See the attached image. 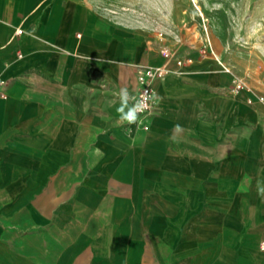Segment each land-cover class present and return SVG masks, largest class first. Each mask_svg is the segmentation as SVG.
<instances>
[{
  "label": "crops",
  "instance_id": "1",
  "mask_svg": "<svg viewBox=\"0 0 264 264\" xmlns=\"http://www.w3.org/2000/svg\"><path fill=\"white\" fill-rule=\"evenodd\" d=\"M164 48L83 0H0V264H264V88ZM157 67L154 113L119 123Z\"/></svg>",
  "mask_w": 264,
  "mask_h": 264
},
{
  "label": "rangeland",
  "instance_id": "2",
  "mask_svg": "<svg viewBox=\"0 0 264 264\" xmlns=\"http://www.w3.org/2000/svg\"><path fill=\"white\" fill-rule=\"evenodd\" d=\"M83 1L119 27L144 30L155 41L165 33V48L179 54L204 56L206 52L217 63L218 57L233 78L244 82V88H264V0Z\"/></svg>",
  "mask_w": 264,
  "mask_h": 264
},
{
  "label": "built area",
  "instance_id": "3",
  "mask_svg": "<svg viewBox=\"0 0 264 264\" xmlns=\"http://www.w3.org/2000/svg\"><path fill=\"white\" fill-rule=\"evenodd\" d=\"M21 34H22V31L16 32L17 36ZM164 34L165 33H160L158 35L159 40L162 42L164 41ZM176 38L178 39L179 36H176ZM205 54L206 52L203 53L204 56ZM212 54L215 55L213 52ZM178 56H179V53L176 49L164 48L162 50V57L166 61L177 60V64L179 66L185 65L187 61L179 59ZM167 74H168V71L164 67L145 68L142 71H140L137 75L138 82H139V89L136 94V97H140L146 90L148 91L149 94L154 92V83L158 80L163 79L165 76H167ZM233 84H234L236 91H240L244 89V82L240 79H236ZM6 85H7L6 81L0 78V90L4 89ZM259 100L264 102V97L260 98ZM155 108H156V100L150 101V107L144 113H142L140 117L152 115L155 111ZM261 249L264 251V245H262Z\"/></svg>",
  "mask_w": 264,
  "mask_h": 264
},
{
  "label": "clouds",
  "instance_id": "4",
  "mask_svg": "<svg viewBox=\"0 0 264 264\" xmlns=\"http://www.w3.org/2000/svg\"><path fill=\"white\" fill-rule=\"evenodd\" d=\"M119 107L116 109L119 114L118 122L121 124H136L140 118V115L144 113L150 107V101H155L158 99L155 92L151 94L146 90L140 97H136L130 94L129 90L125 88H121L119 91ZM102 131L103 130H98ZM184 129L181 125L177 124L173 130V135L171 139L176 141L178 139V135L182 133ZM96 152L99 154L100 149H96ZM257 191L258 194L264 195V182L257 181Z\"/></svg>",
  "mask_w": 264,
  "mask_h": 264
},
{
  "label": "bare ground",
  "instance_id": "5",
  "mask_svg": "<svg viewBox=\"0 0 264 264\" xmlns=\"http://www.w3.org/2000/svg\"><path fill=\"white\" fill-rule=\"evenodd\" d=\"M217 61H218V63H220L223 67H225V65L220 61V59L217 57ZM227 70H225V72H229L230 70L227 68V67H225ZM165 78V77H164ZM245 90H247V91H249L248 89H245Z\"/></svg>",
  "mask_w": 264,
  "mask_h": 264
}]
</instances>
